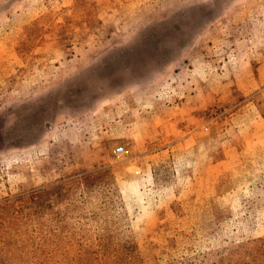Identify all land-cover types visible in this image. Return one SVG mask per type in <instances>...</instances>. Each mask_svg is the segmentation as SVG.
Returning a JSON list of instances; mask_svg holds the SVG:
<instances>
[{
	"label": "rangeland",
	"instance_id": "1",
	"mask_svg": "<svg viewBox=\"0 0 264 264\" xmlns=\"http://www.w3.org/2000/svg\"><path fill=\"white\" fill-rule=\"evenodd\" d=\"M0 264H264V0H0Z\"/></svg>",
	"mask_w": 264,
	"mask_h": 264
},
{
	"label": "crops",
	"instance_id": "2",
	"mask_svg": "<svg viewBox=\"0 0 264 264\" xmlns=\"http://www.w3.org/2000/svg\"><path fill=\"white\" fill-rule=\"evenodd\" d=\"M235 126L237 129L240 128L239 125ZM229 128L232 131L235 129L234 125H229ZM196 144L198 145L195 148L200 150L194 149L198 153L194 166L199 173L196 177H186L180 183L178 196L190 203L198 201L200 197L212 196L215 197L212 200L213 205L216 202L219 208H222V205L227 203L223 197L224 191L229 189L232 192L238 184L235 172L240 170V165L243 164L242 158L251 154V151L255 153L254 148L260 147L261 143L249 140L213 139ZM203 204V211L214 210L211 203L203 202Z\"/></svg>",
	"mask_w": 264,
	"mask_h": 264
},
{
	"label": "built area",
	"instance_id": "3",
	"mask_svg": "<svg viewBox=\"0 0 264 264\" xmlns=\"http://www.w3.org/2000/svg\"><path fill=\"white\" fill-rule=\"evenodd\" d=\"M124 150V151H123ZM114 153L119 155V154H126L127 153V150L124 148V147H119L117 149L114 150Z\"/></svg>",
	"mask_w": 264,
	"mask_h": 264
}]
</instances>
